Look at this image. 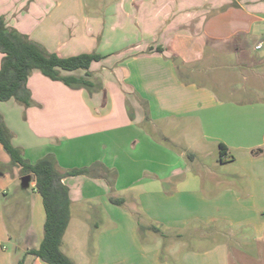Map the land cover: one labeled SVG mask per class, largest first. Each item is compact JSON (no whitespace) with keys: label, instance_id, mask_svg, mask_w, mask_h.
<instances>
[{"label":"crops","instance_id":"1","mask_svg":"<svg viewBox=\"0 0 264 264\" xmlns=\"http://www.w3.org/2000/svg\"><path fill=\"white\" fill-rule=\"evenodd\" d=\"M0 15L50 52L100 54L92 71L115 76L90 95L33 71L29 105L0 101L11 133L31 132V143L15 144L29 161L48 151L40 136L62 135L70 153H97L87 161L102 167L81 175L88 183L62 178L70 196L64 254L75 264H264V0H0ZM196 67L222 74L198 82ZM134 73L151 75L142 86ZM6 108L17 111L13 120ZM141 120L183 137L170 129L143 137L150 156L142 176L118 187L122 163L102 153ZM130 139L131 148L142 143ZM25 180L35 187L0 144V264H47L26 253L42 239L45 213L41 196L32 206L24 194ZM110 190L129 191L139 221L164 236L143 229L141 242Z\"/></svg>","mask_w":264,"mask_h":264},{"label":"trees","instance_id":"2","mask_svg":"<svg viewBox=\"0 0 264 264\" xmlns=\"http://www.w3.org/2000/svg\"><path fill=\"white\" fill-rule=\"evenodd\" d=\"M157 50H161L157 48ZM0 101L10 98L29 105L32 102L30 90L27 87L28 76L38 71L51 80L62 82L71 88L100 89L101 83L93 79L90 65L102 58L98 53H80L62 56L57 52L46 50L41 44L29 39L26 34L6 24L0 15ZM81 70V74H67ZM12 133L6 127L0 114V144L10 158L13 166L19 167L20 174H33L35 189L40 194L44 208L43 236L39 245L26 251L39 257L47 264H75L61 250L62 237L70 220V196L68 187L62 178L68 175L94 174L93 171L102 167L98 162L91 167L75 168L60 172L51 154L30 162L22 156V149L11 142ZM223 144L219 143L220 149ZM258 149L253 150L257 154ZM221 155V150H220ZM93 168V169H91ZM109 201L121 205L124 199L110 195ZM138 216V215H137ZM139 219V217H138ZM139 229H149L164 236L163 231L150 223L142 224L138 220ZM21 264V261L18 262Z\"/></svg>","mask_w":264,"mask_h":264},{"label":"rangeland","instance_id":"3","mask_svg":"<svg viewBox=\"0 0 264 264\" xmlns=\"http://www.w3.org/2000/svg\"><path fill=\"white\" fill-rule=\"evenodd\" d=\"M96 68H98V71H95V72L92 71L93 69H95V67H91L90 68V70L92 72L93 79H96L97 81L105 82L106 80H110V78L108 77L109 74H112V77L115 79L114 74L113 73H109L110 71L101 70L100 67H96ZM196 68H198V70L190 73V77L192 79H194L195 81H198V82H209V81H211V76H213V75L218 76V75L222 74L221 72H218V71H215V72H213V71H204V70L200 69V67H196ZM65 73L74 74L75 72H65ZM149 75H151V73ZM149 75L142 74V76H136L135 73H134V76H136V78H135L136 81H138V84H142V86H145V83H146L145 79L148 80L147 78H148ZM68 88H70V89H78V88H71V87H68ZM80 88H83V87H80ZM84 89H86V88H84ZM101 90H103V89L102 88L94 89V90H87L86 89V92L91 95V94H93L95 92H98V91H101ZM222 96H224V95H222ZM1 101L4 102L6 100H1ZM6 112L8 114H10V116H11L10 118H12V120L17 115L16 114L17 113L16 110L12 111V110H9L8 108H6ZM176 122H178V121H176ZM134 127H136L135 130H133L134 128H132V129L127 128V130H124L126 132L125 134L128 135V137H126L125 141L121 142L122 139H123L122 138L120 140V143H118V145L116 144V146H114V149L112 148L110 152L108 151L106 153L105 152L102 153L103 156L105 154H106V156L112 154V155H114L116 157L115 160H117L116 161L117 163L118 162L122 163V165H120L118 163V166L120 165L118 173L120 174V172H121V176H120V178H119V180L117 182V184H118L117 186L118 187L122 186V185H124V184H126L128 182L130 183L132 180H137V178H139V176H142L141 167H145L146 161L149 158L148 156H150V154H147V149H146V146L144 145L145 142L143 141V137L146 138L148 136L149 138L151 137L150 139L152 140L154 133L156 135H159L160 133L163 132L164 129H166L167 133L169 134L168 131L170 129L171 133L174 134V136H176L177 139H180L179 138L180 133L178 131L179 128L174 129L170 125L166 126V125L163 124L162 121H158L157 122V127H153L151 125V123L148 122L147 120H141L140 123H138ZM18 128H19V132L20 133L16 137L12 133V138H11L12 144L14 146H16L15 144L17 142H20L19 140H21L22 142L31 143L32 141H29V139L31 137L30 130H28L26 128L19 127V126H18ZM151 130L153 132H151ZM138 131H142L143 133L140 134L141 132L139 133ZM134 134H137L140 137V140H142L140 142H142V143H140L136 148H131L130 145H129V142H131L130 137H131V135H134ZM112 137H115V136H112ZM172 137H173V135H172ZM181 137H183V136H181ZM37 138L40 140V143L44 142L45 146L49 147L47 149L48 151L45 152L44 155L51 154L53 156V158H54V160L56 162L57 169L60 172H65V171H69V170H72V169H75V168H81V167H91L93 165V161H87V160L88 159L90 160V158H92L97 153H95L93 151L85 153V152H82V150H80V151L79 150L78 151L75 150L73 153H70L68 151V148H67V141H66V139L64 137H62V135H57V136L53 135V136H47V137L46 136H40V137H37ZM14 139H15V141H14ZM176 142L178 144H180V140L179 141L176 140ZM155 143L157 144V146H158V144L159 145L161 144L158 141H156ZM26 154H28V153H26ZM44 155H42V156H44ZM22 156L24 158L27 157V155H25V154L23 155V152H22ZM29 156H31V155H29ZM27 158H29V157H27ZM30 158H35V157H30ZM38 158H40V157H38ZM38 158L36 157L35 159H31L33 161H30V162H35ZM87 162H90V163H88V165H86ZM123 163H125V165H123ZM91 169H93V168H91ZM115 173H116V175H115L114 184L116 183V179H117V176H118L117 175V171H115ZM81 175H85L87 177H91V176H89L90 174H88V175H86V174L68 175V176L75 177L74 180H71V181H68V182L70 183V182L74 181V182H78L81 185H83L85 182L88 183L89 182L88 178H81L82 177ZM66 186L68 187V185H66ZM24 191H25L24 194L27 195L28 200H29V202L31 203L32 206H33V204H34V202L36 200L40 199L39 193L36 191L35 187H32L30 185L28 180H25V182H24ZM110 191L112 192V194L115 195V197H121V198L124 199V203L123 204L117 205L119 207V211L122 212L121 215H123L124 221L128 220V218H124V217H127V215H130L134 219V222H136V228L138 229V235H139L138 237L140 238L141 242L144 241L145 233H143L142 230L139 229V226L137 225L138 224V220H139L138 216L135 213V211H133L132 203L129 201V195L131 193L129 191H123V193H121V192H119L117 190H110ZM10 193H13V194L15 193L13 188L10 189ZM158 239H160V238H158ZM193 244L195 245V241H191V242L189 241L188 242V246H191Z\"/></svg>","mask_w":264,"mask_h":264},{"label":"built area","instance_id":"4","mask_svg":"<svg viewBox=\"0 0 264 264\" xmlns=\"http://www.w3.org/2000/svg\"><path fill=\"white\" fill-rule=\"evenodd\" d=\"M262 46V43H258L257 45H255V48H260Z\"/></svg>","mask_w":264,"mask_h":264}]
</instances>
